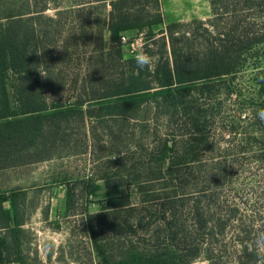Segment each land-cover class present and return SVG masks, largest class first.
Wrapping results in <instances>:
<instances>
[{"label":"rangeland","instance_id":"rangeland-1","mask_svg":"<svg viewBox=\"0 0 264 264\" xmlns=\"http://www.w3.org/2000/svg\"><path fill=\"white\" fill-rule=\"evenodd\" d=\"M25 1L0 0V13L24 9ZM60 1L68 7V1ZM56 11L50 7L45 14L53 17ZM259 12L255 21L263 30L264 9ZM164 15L167 22L175 17ZM72 18L67 14L60 27L50 28V56L40 70L46 77L39 72L48 101L70 104L79 97L99 95L102 78L117 76L110 67L112 55L101 61L103 53L91 39V24L79 39L66 40ZM192 31L195 26L181 29L178 48L191 44ZM126 38L124 57L136 58L143 52L152 65L162 42L156 45L134 33ZM195 40L196 50L199 39ZM104 48H115L109 32ZM263 51L261 46L257 59L253 55L237 73L215 80L211 94L186 92L183 101L188 109L181 107L178 115H166L161 105L147 103L134 117L110 121L108 126L89 117L85 123L75 119L68 130L69 145L61 153L0 169V193L24 194L25 264H102L87 224L90 218L112 263L131 253L169 248L170 222L180 239L195 245L190 256L198 255L191 264H240L245 244H253L264 258V166L256 157L260 146L250 142L259 136L251 110L260 98ZM254 62H260L258 68ZM198 109L206 122L205 147L198 149L200 160L186 163L184 176L173 174L171 159L163 161L160 151L167 140L180 142V154L197 149L191 139L200 134L190 126V118ZM68 187L75 199L72 210L65 208ZM113 198L118 201L108 202Z\"/></svg>","mask_w":264,"mask_h":264},{"label":"trees","instance_id":"trees-1","mask_svg":"<svg viewBox=\"0 0 264 264\" xmlns=\"http://www.w3.org/2000/svg\"><path fill=\"white\" fill-rule=\"evenodd\" d=\"M66 1L69 5L63 8L60 0H26L24 9L0 13V169L50 160L54 153L58 155L69 145L68 130L75 119L85 123L89 117L95 124L108 126L110 121L134 117L147 103L161 105L166 115H178L180 109H188L183 101L186 92L200 97L211 94L215 80L237 73L251 56L257 59L259 48L264 46V28L255 21L264 9V0H210V17L190 22H167L162 0ZM50 7L57 10L53 17L45 14ZM67 14L73 15V24L66 40L79 39L91 24V39L103 53L101 61L106 62L105 57L112 55L110 67L117 72V76L102 78L99 95L92 94L88 100L79 97L70 104L59 99L48 101L44 95L48 91L42 89L43 79L38 71L50 56L47 49L50 28L60 27ZM68 24L66 21L63 30L67 31ZM190 26H195V31L190 32L191 44L178 48L176 42L181 37L177 35L183 27ZM105 32L110 33L114 50H105ZM129 33L136 37L143 35L156 45L162 42L159 52L153 54L152 65L138 69L136 58L124 57L122 38ZM195 39H199L196 50ZM68 46L66 42L64 50ZM259 63L254 62V68ZM261 75L260 98L251 110L259 136H252L250 142L260 146L261 152L256 157L264 166V120L258 115L264 110V71ZM88 103L90 106L85 109ZM199 109L190 118V126L200 134L191 139L197 149L180 154V142L167 140L160 151L163 161L171 159L169 168L173 174L184 176L186 163L200 160L198 149L205 147L206 122ZM116 201L117 198L108 200ZM74 205L73 190L68 187L67 209L72 210ZM23 206L24 194L0 193V264H25ZM90 221L87 222L92 229L90 235L102 264H191L198 255L190 256L195 245L185 237L180 239L181 234L170 222L166 224L168 231H172L169 248H158L149 254L131 253L126 259L112 263ZM239 259L240 264H264L253 244H245Z\"/></svg>","mask_w":264,"mask_h":264},{"label":"crops","instance_id":"crops-1","mask_svg":"<svg viewBox=\"0 0 264 264\" xmlns=\"http://www.w3.org/2000/svg\"><path fill=\"white\" fill-rule=\"evenodd\" d=\"M162 2L164 13L175 16L169 22L205 19L211 14L210 0H162ZM65 208L67 209L66 203Z\"/></svg>","mask_w":264,"mask_h":264},{"label":"clouds","instance_id":"clouds-1","mask_svg":"<svg viewBox=\"0 0 264 264\" xmlns=\"http://www.w3.org/2000/svg\"><path fill=\"white\" fill-rule=\"evenodd\" d=\"M150 63H151V58L147 54H145L143 52H141L136 57V65H137L138 69H143L145 67H148V66H150ZM38 71L40 72L41 76L46 77L45 73L41 72L40 70H38ZM258 115H259L260 119L264 120V110H261L258 113ZM261 246L264 247V245H261Z\"/></svg>","mask_w":264,"mask_h":264},{"label":"built area","instance_id":"built-area-1","mask_svg":"<svg viewBox=\"0 0 264 264\" xmlns=\"http://www.w3.org/2000/svg\"><path fill=\"white\" fill-rule=\"evenodd\" d=\"M122 39H123V42H124V43H126V42H127V38H126V36H123V38H122Z\"/></svg>","mask_w":264,"mask_h":264}]
</instances>
